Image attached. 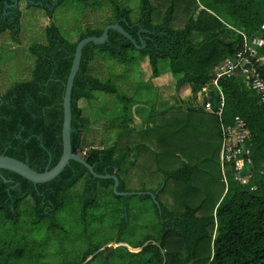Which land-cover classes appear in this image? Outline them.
<instances>
[{
	"label": "trees",
	"instance_id": "1",
	"mask_svg": "<svg viewBox=\"0 0 264 264\" xmlns=\"http://www.w3.org/2000/svg\"><path fill=\"white\" fill-rule=\"evenodd\" d=\"M33 1L42 2L43 6H36L43 8L51 18L55 9L66 0ZM111 1L113 19L102 28L82 30L77 40L72 41L52 23L45 28L44 42L29 45L28 50L35 58L30 79L16 82L4 92L0 90V155L24 161L39 172L57 163L62 153V97L75 46L80 39L99 36L105 25L117 22L137 45L143 41L146 46L138 48L117 31L109 30L108 40L103 44L89 43L83 47L71 91V144L74 150H82L84 130L89 123L83 115L81 101H99L102 93L114 95L122 105V130L118 132V139L109 147L88 148L83 157L96 173L116 175L118 191L130 192L127 180L135 167L140 166L148 180L162 176L154 189L147 190L155 195L159 206L150 194L139 195L141 199H152L157 230L153 238L149 237L152 242L145 244L142 241L132 246L141 247L138 252L127 250L130 257L136 258L129 264H264V103L246 90L239 78L221 80L226 96V120L239 115L250 129L249 147L254 172L248 185L236 182L228 173L225 191L219 166L220 131L214 114L191 107L167 111L160 114L159 123H149L152 126L136 133L128 126L127 104L131 98L120 93L109 79L94 75L91 69L98 54H108L122 63L128 60L130 52L138 51L148 57L152 75L156 76L159 74L158 61L167 59L170 72L180 75L177 88L187 85L191 100L196 102L197 94L210 80L214 66L223 58L234 55L241 46V36L227 25L248 35L264 37V28H261L264 25V0H208L207 9L218 6L219 10L231 15L230 20L204 8L198 14L194 13L191 2L185 0H165L158 4L167 7L157 22L155 17L159 10L153 0L139 1V15L135 19L128 6ZM12 3L13 0H0V13L10 14L8 19L0 16V33L10 30L13 41L18 42L20 11L17 7L6 8ZM179 4L187 16L176 21L180 28L175 29L172 21ZM195 39L199 40L195 42ZM261 55L264 58V47ZM200 114H206V117ZM132 155H135L134 161L130 159ZM141 158L143 161L139 160ZM216 158L218 177L203 175ZM150 167L154 171L150 172ZM0 173L3 176L0 177V228L4 231L0 238V264H30L28 260L32 256L28 250L34 244L31 245L27 241L28 235L16 230V226L44 224L42 220L47 217L37 213L43 198L36 190L45 191V204L55 208L53 218H47L44 224L55 234L61 233H56L61 226L55 215L64 207L72 206V197L77 196L83 215L92 210L104 190L115 195L112 179L94 178L82 164L72 160L58 176L46 183L33 184L5 170ZM9 179L17 181V186L11 188L9 182H4ZM200 180L204 195L198 187ZM217 180L221 182V188L212 197L211 185ZM251 186L256 188L251 189ZM125 205L128 217L129 207ZM55 238L58 247L64 245L62 238L58 235ZM98 249L88 246L79 250V262L83 263ZM72 252L70 248L61 252L57 264H77L71 259ZM25 257L29 258L28 263H23Z\"/></svg>",
	"mask_w": 264,
	"mask_h": 264
},
{
	"label": "rangeland",
	"instance_id": "2",
	"mask_svg": "<svg viewBox=\"0 0 264 264\" xmlns=\"http://www.w3.org/2000/svg\"><path fill=\"white\" fill-rule=\"evenodd\" d=\"M116 1L132 10V19L137 18L140 0ZM185 1L191 2V10L194 13L198 14V11L204 8L224 20L231 18L230 14L219 10L218 6H210L212 10L207 9L205 6L208 0ZM153 2L159 10L155 17L157 22L164 14L167 5H158L163 4L165 0H153ZM53 5L55 6V3ZM112 5L111 0H66L55 9L51 18L40 8L25 9L18 29V42L13 41L10 30L0 36L1 92L6 91L16 82L30 79L35 58L30 54L28 47L32 43L45 41V28L48 25L54 23L67 39L76 41L80 31L102 28L105 23L111 21L113 19ZM179 7L176 8L172 21V27L175 29L180 28L176 21L180 17L187 16V13L183 11L184 7L180 4ZM91 69L94 75L104 80L109 79L120 93L131 98L127 104L130 118L128 126L130 125L129 127L136 133L152 126L148 125L149 123L153 125L159 123L160 114L163 112L197 108V103L191 100L187 85L177 88L176 83L180 75H173L170 72L167 59L158 61L159 74L156 76L152 75L148 57L138 51L130 52L128 60L122 63L108 57V54H98L92 62ZM98 99L99 101H81L80 103L84 108L83 115L89 120L84 130L82 150L78 149L82 156L90 147L111 146L118 139V132L122 130L120 128L122 105L114 95L102 93ZM152 114H154L153 117ZM200 115L206 117V114ZM199 137L201 136H198V141ZM132 151L134 153V148ZM130 159L134 161L135 155H132ZM139 160L143 161L142 158ZM216 160L217 158L212 161L203 175L218 177L219 169ZM140 168L139 166L132 170V176L127 180V189L135 192L154 189L162 176L148 180ZM150 168V172L154 171L152 167ZM169 182L172 185V181ZM198 187L202 189L201 192L203 191L204 195L201 180L198 181ZM220 188L219 180L211 185L212 197L218 194ZM72 198H74L72 206H66L56 214L61 226L56 233L59 231L61 233L55 234L48 231L44 224L30 226L28 223H21L16 226V230L25 232L28 235L27 241L34 244L28 250L29 255L32 256L31 260L25 257L23 263L29 261L30 264H57L60 261V253L70 248L73 249L71 259L77 264H129V261L132 262L136 258L130 257L127 250L138 252L141 247L132 248V246L142 241L145 244L150 243L152 240L149 237L153 238L156 234L158 221L152 199H141L138 194H129L125 197L112 195L104 190L92 206V210L81 215L77 196ZM125 204L129 207L128 217ZM3 233V229L0 228V238ZM56 235L64 240V245L58 247ZM88 246L99 247V249L80 263L81 258L77 252ZM111 246L114 248L111 249Z\"/></svg>",
	"mask_w": 264,
	"mask_h": 264
},
{
	"label": "built area",
	"instance_id": "3",
	"mask_svg": "<svg viewBox=\"0 0 264 264\" xmlns=\"http://www.w3.org/2000/svg\"><path fill=\"white\" fill-rule=\"evenodd\" d=\"M227 26L241 36V46L234 55L223 58L214 66L210 80L196 97V109L214 114L218 120L221 139L219 166L225 191L228 187V173L236 182L248 185L254 172L249 147L250 129L245 119L239 115L230 121L226 120V96L220 84L221 80L239 78L244 88L253 92L260 103H264V58L261 55L264 37L260 34L248 35L231 25Z\"/></svg>",
	"mask_w": 264,
	"mask_h": 264
},
{
	"label": "water",
	"instance_id": "4",
	"mask_svg": "<svg viewBox=\"0 0 264 264\" xmlns=\"http://www.w3.org/2000/svg\"><path fill=\"white\" fill-rule=\"evenodd\" d=\"M26 1L27 3L31 5L43 6L42 2H34L33 0H26ZM18 2L19 0H13V3L10 5V7L16 8L18 5ZM109 30L117 31L118 33L123 35L125 38L133 42V44L138 48H145L146 46L145 42L143 41H141V45H137L135 40L132 38V36L128 32H126L117 22L105 25L102 33L99 36H86L77 42L75 46L72 64L70 67L69 74L67 76L64 93L62 97V107H63V123H62V130H61L62 153L57 163L53 167L46 168L44 171L39 172L33 169L32 167H30V165L24 161H21L14 157H9V156L1 154L0 155V170L12 172L14 174H17L25 178L26 180L32 182L33 184H39V183H46L54 179L68 165L69 161L72 160V161L82 164L94 178L112 179L113 180V186H112L113 192L119 196H128L129 194L142 195V194L148 193L150 194L151 198L155 200V195L148 191H145V192L118 191V186H119L118 177L114 174L96 173L93 170V167L87 162V160L82 155H80V152L78 151V149L74 150L71 144V133L73 132V128L71 124V121H72L71 91H72L74 78L80 68L82 49L84 46H86L89 43L99 45V44H103L104 42H106L108 40ZM144 31L148 32L147 30H144ZM0 177L3 178L1 173H0ZM155 203L158 205V202L156 200H155ZM113 248L114 247L111 246V249Z\"/></svg>",
	"mask_w": 264,
	"mask_h": 264
},
{
	"label": "flooded vegetation",
	"instance_id": "5",
	"mask_svg": "<svg viewBox=\"0 0 264 264\" xmlns=\"http://www.w3.org/2000/svg\"><path fill=\"white\" fill-rule=\"evenodd\" d=\"M4 182H9L10 183L9 185H10L11 188H14V187L17 186V181H14L12 179L6 180ZM7 191H9V189H7ZM36 192L39 195V197H42L43 198L42 201H41L40 210L37 211V213H39L40 215L42 214V215L46 216L49 219L53 218L55 208L51 204L50 205H46L45 204V200H44V198H45V191L40 192L39 190H36ZM34 215H35V213H34ZM55 216H57V215H55ZM26 217H27V214H25V211H24L23 219H25ZM47 218H44L42 220V223H44V224L47 223V220H46Z\"/></svg>",
	"mask_w": 264,
	"mask_h": 264
},
{
	"label": "crops",
	"instance_id": "6",
	"mask_svg": "<svg viewBox=\"0 0 264 264\" xmlns=\"http://www.w3.org/2000/svg\"><path fill=\"white\" fill-rule=\"evenodd\" d=\"M23 1H24V2H22V0H19L18 5H17L18 10L20 11L19 25H21L22 17H23V13H25V12H24L25 9H29V8H31V7H36V8H40L41 10L44 11V9L41 8V7H38V6H36V5H31V4L27 3L25 0H23ZM3 6H4V4H3ZM6 8H7V9H12L13 7H10V5H7ZM207 11H208V10H207ZM44 12H45V11H44ZM209 12H210V11H209ZM210 13H211V12H210ZM46 15H47V14H46ZM0 16H1L2 19H8L9 16H10V14L7 13V12L5 13V11H2V13H0ZM8 21H9V20H8ZM6 31H9V30H5L4 32H1V33H0V36L4 35V34L6 33Z\"/></svg>",
	"mask_w": 264,
	"mask_h": 264
}]
</instances>
